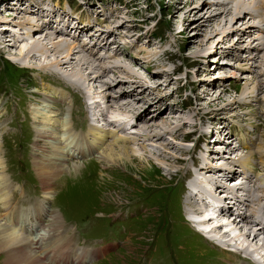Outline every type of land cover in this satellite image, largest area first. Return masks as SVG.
Masks as SVG:
<instances>
[{"label": "rangeland", "instance_id": "1", "mask_svg": "<svg viewBox=\"0 0 264 264\" xmlns=\"http://www.w3.org/2000/svg\"><path fill=\"white\" fill-rule=\"evenodd\" d=\"M33 1L39 2L0 0V195L6 193L7 199L8 195L11 198L7 207L0 205V208L7 211L12 205L17 210H27L30 205L35 206L39 202L43 209L48 210L49 216L53 212L58 214L68 233L84 240L88 246L101 248L114 245L102 258H95L87 264H228L230 259L231 264L237 263L234 255L209 244L184 221L189 197L185 177L190 178L193 163H199L200 147H208L205 150L215 153H208V156L218 168L220 166L216 162L233 161L229 153L238 154L242 148L239 155L244 159L249 157L247 150H250L253 156L246 168L251 172L250 180H247L250 189L246 191L248 201L244 198L243 202L248 206H252L253 202L259 206L250 207V213H264V0H254L256 3L253 0H238L246 7L238 11L235 9L236 0H225V4L219 0H41L45 19L54 21L52 31L68 34L56 36L59 38L47 36L53 39L52 42L50 38L44 39L48 26L42 31L33 28L36 33L28 36L25 35L26 29L13 30L19 29L26 18L33 23L44 18L38 16L37 10L27 15L28 3ZM231 9V15L207 22L213 14ZM245 11L248 12L244 14ZM75 23L81 25L80 28L71 29ZM40 25L37 23L35 26ZM250 27L256 28L252 36L248 30ZM217 29L218 34L215 33ZM243 34L245 41L238 43ZM17 35L24 40L14 37ZM226 35L229 36L226 38ZM2 37L8 41L4 42ZM114 37L121 38V44ZM83 38L87 45L83 44L86 53L82 54L76 51L79 49L74 43L80 45L79 40ZM61 39L66 42L65 46L63 43L58 52L52 50L54 43ZM219 39L223 41L219 42ZM39 40L51 50L42 54L36 52L35 57L31 55L30 58L19 56L22 46ZM13 41L15 45L11 44ZM110 44H113L114 50L110 49ZM257 46L262 48L256 50ZM74 48L73 65L79 59H85L88 64L80 61L85 65L74 70L66 66L64 69L50 66L56 60H62L60 56L65 55L67 49ZM102 50H105L104 54ZM257 54L255 62L252 57ZM103 61L108 73L97 83H85L84 80L87 81L90 76V68L87 67L98 68ZM117 64H125L126 70L130 69L126 79L129 75L133 77L131 71H134L142 76L145 83H149L142 84L146 89L142 91L144 93L133 88L131 82L124 88L126 94L135 96L131 98H134V103H130L139 107L137 110L148 104L138 125L140 128L136 123V132L151 127L152 122L161 126L166 120L173 124L169 128L172 133L165 126L153 127L149 134L152 138L156 134L160 139L148 142L143 138L138 140L135 147L144 156L142 162L134 159V163L127 166H110L105 161H98V154V159L66 162L68 166L80 163V167L73 170V165L66 166L68 173L53 181L55 192L47 199L36 161L45 155L53 156L55 148L46 147L48 154L36 151L38 131L50 127L41 121L42 117L35 119L37 113L50 110L49 113L58 121L63 120L70 128L73 126L72 131L82 136L87 127L85 90L94 87L92 91L96 89L99 95L101 89L106 91L110 87L107 91L113 96L110 104L116 100L124 86L122 83L116 85L121 75L111 72L112 66ZM54 70L73 79L84 78L80 81L82 86H73L75 80L67 77V82ZM255 78H258L259 88L252 95L250 92ZM150 79L154 80L150 82ZM48 84L52 85L53 92L47 89ZM62 93L66 95L64 98ZM153 98L163 101L156 105ZM165 105L169 107L166 111ZM123 110L127 112L129 109ZM116 112L122 114L120 110ZM156 113H160L159 117L152 121ZM230 129L240 142L254 143L251 146L254 151L248 144L238 146L239 141L232 144V138L227 136ZM221 130L226 139L224 141H219ZM204 137L208 142L204 143ZM160 143L175 145L170 152L177 156L176 161L171 153L166 154L167 151L156 147ZM141 145H146V148ZM219 145L223 148L227 145L230 150L216 148ZM232 156L234 159L237 155ZM243 161H239L240 165ZM188 205L192 206L190 200ZM2 211L0 219L6 214ZM233 215H221V220H231L237 225ZM65 228L56 227L55 232L62 239L66 238V233L63 234ZM240 233L236 232L235 236ZM246 243L252 249L258 248L251 238ZM64 247L70 248L71 244ZM44 251L42 247L40 253ZM5 255L0 253V264L5 263Z\"/></svg>", "mask_w": 264, "mask_h": 264}, {"label": "bare ground", "instance_id": "2", "mask_svg": "<svg viewBox=\"0 0 264 264\" xmlns=\"http://www.w3.org/2000/svg\"><path fill=\"white\" fill-rule=\"evenodd\" d=\"M19 1H21V0H19ZM37 1H39V2L36 3L33 1V3L31 2V4L28 3L29 8H27L28 9L27 15L30 14L29 12L34 13L37 10L38 11L37 14L39 17L44 16L45 11L42 10V8L40 7L41 0H37ZM219 1L222 4H225L224 3L225 0H219ZM235 2H237V5L235 6V9H237V11L246 9V7L243 6L244 2L242 3V1H238V0H236ZM252 2H255V1L253 0ZM26 7H27V4H26ZM231 12H232V9L229 11H219V13H215V15L213 14V17L208 18L207 22L214 20V19L218 20V18H220V16L226 17L228 15H231ZM247 12L245 11L244 14H246ZM40 15H42V16H40ZM42 19H44V20H42ZM236 19H238V18H235V20ZM39 20H40V18L33 23L29 18L28 19L26 18L23 21V23L19 26V29L13 28V30H20L21 31L22 29H26L27 32L25 35L28 36V35H34V32L36 33L37 30L42 31L46 26H48V27H46L47 28L46 29L47 34L45 35L46 37L45 38L43 37L45 40L50 38V37L47 38V36H51V37H52V35H54L55 37L58 35L62 36V33L64 36L68 35L67 33H64V32H59V31L53 32L52 29H53L54 21H52L51 19H45V16H44V18H41L40 22H37ZM235 20H233V22H235ZM51 22H52V25H51ZM37 23H40L41 27L35 26ZM80 26L81 25L75 23L74 27H72V28L70 26L69 27L71 29H75L77 27L80 28ZM33 28H36L37 30H35ZM250 28L248 30L252 36L253 31L256 30V28L255 27H252L251 29ZM215 31H216L215 33L218 34V29ZM229 35H226L225 37L227 38ZM14 37H17L18 40H20L22 38L24 40V37L21 38L18 35L14 36ZM29 37L31 38V36H29ZM2 38H3L2 40H4V42L8 41V39L6 40L4 37H2ZM56 38H59V37H56ZM114 38L116 39V41L120 42V44H121V41H119V40H121V38H116V37H114ZM244 38H245V36L243 34V36H241V38L239 40L237 39L238 43L240 41H245ZM79 39H81V37ZM50 40L52 42L53 39L50 38ZM104 40H105V38L103 39V41ZM220 41H223V39H219V42ZM4 42H2V43L5 46ZM42 42L43 41L40 42V40H39L38 42L37 41L33 42L31 45H28L26 43V45H24V46H22V48H20V55L19 56L24 58V56L26 55L28 58H30L31 55H33L35 57L36 52L45 53L46 50L48 52L51 49L56 50L58 52L59 50H57V49H59V47L62 46L63 43H64L63 46H65V44H66V42H63V39H61L59 42H57V44L54 43L55 45H53V47L51 49H48V48H46V46H44V44ZM79 42H80V45L74 43L75 46H78L79 50H76V48H74V49L68 51V49H67L65 51L66 52L65 55L60 56V57H62V60H60V59L56 60L50 66L51 67L56 66L58 68L60 67L61 69H64V66H66V67H71L72 70H74L78 66L81 67V66H84L85 64H88L85 59L84 60L79 59L78 62L75 63L76 65H73V62H74L73 59H75L73 55H74V53H76V51H80L82 54L86 53V47L83 44H85V45H87V44L84 42L83 39L81 41L79 40ZM110 43H114V41L110 42ZM11 44L15 45L14 41ZM112 45L113 44H110L111 47H112ZM34 47H35V49H33ZM257 47L258 48L256 50H259L260 48H262L261 46H260V48H259V46H257ZM250 48H252V47H250ZM32 49L35 51H33ZM110 51L112 52L113 50H110ZM110 51H108L107 53H111ZM249 51L250 50H247L246 52H249ZM255 52H257V51H255ZM257 57H258V54L255 55L254 57H252V60L253 61L255 60V62H256ZM101 59H99V60H101ZM76 60H77V57H76ZM80 61L85 62V64L83 62L81 63ZM137 62H139V61L137 60ZM115 63H117V62H115ZM50 66H48V68H50ZM91 67H87V68H90V73H89L90 76H88L87 81L84 80L85 83H87L88 81L97 83L109 71L108 68L106 67L104 61L99 64L98 68L97 67L91 68ZM126 69L127 68H126L125 64L124 65L123 64H119V65L117 64V66H112L111 72H114V75H115V73H118L119 75L122 76V77L118 76L116 85L119 83H122L124 85L123 89L120 88L121 89L119 92L120 94L116 97L117 98L116 100H112V103L110 104L109 100L113 98V96L111 94L107 93V91L111 89L110 87H109L110 89L108 88L106 91H102V89H101V91H100L101 93L99 92L100 93L99 94L100 99L104 100L105 103L107 104L106 108H110L112 110L111 118H113V119L117 118V119H119L118 121H121L122 119L125 120L122 123H119L118 126H115V124H112V123H106L105 126H101V127L92 125L91 128H89L87 130L88 133L81 136L80 134H73L72 131H70L71 129H73V126H71V128H70L63 120L58 121V119H56V117L52 113H49L50 110H48L46 113H42V112L37 113L35 119L39 120L40 117H42L43 119H41V121L49 124L50 127H48V129L44 128V129L38 131V140H37L38 144H37V150L36 151L39 153L44 152L46 154L47 153V150H45L46 147H48V148L54 147L55 148V154H54L55 157H53L54 155L53 156L52 155L51 156L45 155L41 159L36 158L37 159V161H36L37 168H38V170H40L39 175H40V177H42L41 181L44 184L43 188H44V190H46L45 194H47V197H46L47 199H50L51 198L50 195L51 194L53 195L55 192L53 185H52L53 181H56L57 179H59L66 172L68 173V171L66 170L67 169L66 166L71 167L73 165V168H74L73 170H77L80 167V165H79L80 163H73L72 165L68 166V164L70 163L69 162L70 160H73V162H81L82 159L83 160H85V159L89 160L93 154H94V156H97V154H98L99 158H100V159L97 158L98 161L99 160L105 161L110 166H116V167H120V166L122 167L125 165L127 166L128 164L134 163V161H133L134 159L142 162V160H144V156H142V154H140L141 151L140 150L138 151L135 147V145L138 144V140L143 138L145 142H148V141H152L153 139H160L159 136H156V134H155V137H153V138L151 137V134H149L152 131L153 127L154 128H161V127L165 126L166 130H167V128H168V130H170L169 128H171V126L173 125L172 122L164 120L163 125H161V126H158L155 124V122H152L153 125L151 127L143 128L142 130H144V132L148 131V132H146L147 134L142 132V130H140V129L136 134L135 133L137 130L136 124H135V126L132 127L133 132H130L129 126H128V124H126V122L129 123L128 120H132V119L134 120L135 119L136 123H137V127H139L141 120L144 118L145 110H146L145 108H146V106H148V104L146 105V103H145V107L137 110V108H139V107H135L136 105L134 106L133 104L130 103V102L134 103V101H135V100H133L134 98L132 100H131V98L135 97V96L125 93L126 91L124 88H126L127 85L130 84L129 82L133 83V85H132L133 88H138V92L141 91V93H144L146 89H145V87H142V84L145 83V81L142 80V76H140V74L135 73L134 71H131V72H133V77L129 75L127 77L128 79H126V77H125L126 73L128 72V70H130V69H128V70H126ZM131 69H133V68H131ZM50 70H53V69H50ZM54 71L57 72L58 75H60L59 77L61 79L68 81L67 77H69L70 75L62 73L60 71H56V70H54ZM70 78H72V77H69V79ZM83 79L84 78L73 79L75 81L74 82L72 81L73 82L72 85L75 87L76 86L77 87L82 86L80 81H82ZM131 79H134V80H131ZM153 80L150 79V82H152ZM253 83H254V87L252 88V91L250 92V93H253L252 95H254L255 90H258V88H259L258 78H255ZM145 84L148 85L149 83H145ZM153 84H156V83H153ZM48 85H50V84H48ZM72 85H70V86H72ZM160 86L161 85H159L157 87V89L160 88ZM50 87H52V85H50L47 89L51 90ZM153 88H155V87L153 86ZM142 91H144V92H142ZM96 93H97L96 89L93 90L92 94L94 95ZM61 96H62V98H64L66 95L64 93H62ZM150 97H151V95H150ZM91 98H97V97L95 95L94 97H91ZM138 99L139 98H137L136 100H138ZM51 100H52V97H51ZM122 100H124V102L120 103V102H122ZM152 101H153V104L156 103V105H160L159 102L163 101V99H160V98L154 99L153 98ZM130 104L133 106H131ZM97 107L100 108L101 111H103V108L101 107L100 104H97ZM123 108L129 109V110L127 112H124V110L122 111ZM164 108H165L164 111H166V110H168L169 107L167 105H165ZM116 110H118V111L120 110V112L122 111L121 112L122 114H118L116 112ZM38 111H40V110L38 109ZM42 111H44V109H42ZM105 114H107V110L105 111ZM159 114L156 113L152 117L151 120L152 121L157 120L156 118L159 117ZM102 116H104V113H102ZM137 119H138V122H137ZM142 124L144 125L145 123H142ZM174 129L175 128H173L172 130H174ZM170 132H171V130H170ZM133 135H135V137H131ZM173 135H175V134H173ZM218 135H219L218 136L219 141L226 140L223 137L222 130H221V133ZM227 136L232 138V144L235 141L240 142V139L235 137L231 133H227ZM36 138H37V136H36ZM36 138H35V141H36ZM175 139H177V138H175ZM54 140H55V142H54ZM35 141H34V144H35ZM42 141H44L43 144H42ZM244 144L250 145V148L253 150V148L251 146L254 145V143H250L249 141H245L244 143L240 142V145H238V146H241ZM150 145H152V144H150ZM158 146H159V149H161L162 151H167L166 154H168V153L170 154L172 152V151L170 152V150H173V147L175 145H173V144L172 145L171 144L165 145L164 143H160L159 145H156V147H158ZM179 146L180 145H178V147H177L178 150L181 149ZM141 147L144 149V148H146V145H141ZM219 147L223 148L222 145H219L216 148L219 149ZM235 147L237 149V145ZM205 149H208V147H206ZM205 149L202 147L199 149L198 157H200L201 159H200L199 163H196V164L194 163V166L197 167V171L203 175L202 178L201 179L194 178L193 171L190 170L189 172L191 175H189V173H188V175L190 178H192V180H190V181L186 180L185 181L186 193L189 195V197H187V202H186L187 209L184 210L186 213V217L184 218V221L186 220L185 222H187V224H189L192 227V229L195 228L196 226L201 227V228H209L210 227L209 226L210 225V218L207 219L206 221L201 219L202 218L201 214L203 211H202V207H201L202 204H201L200 200L204 197L205 198H211L212 200L217 199V196L220 198L223 195L224 189H227L228 191H230L231 190L230 189V183L231 184L235 183V184H233V186H235V185H237V186H235L232 189L231 194H233L235 191L240 192V194H236L235 198H234L236 205L238 207V218H237V219H239V220H237L238 224L236 225L235 224L236 222H234V223L230 222L231 220L229 222H226L227 220L223 221L219 217H217L215 222L218 225H220L221 227H225L226 230L230 231L234 235L235 240L241 241V243H240L241 245H246L248 247V249L253 250V252H255L258 255V257H260L259 260L263 261V259H264V224H262L261 222L257 223L254 221H250L249 219L252 217H255V216H261L264 218V213H260V212L259 213L251 212L250 213L249 208L254 207V206H258V205H256L253 202L252 206L251 205L248 206L246 202H243L244 198H245V201H248V198L246 199V191L248 189H250V188H248V186L250 184L248 183L247 180H250V177H251L250 173L251 172L246 168H248L247 165L249 164L250 159L253 156V152H250V150L243 148L244 150H247V152L249 154L248 158L245 157L246 158L245 161H243L245 158L243 159L242 155L241 154L239 155V152L243 151V150H241L242 148L239 149L240 151L238 152V154H236V152L235 153L234 152L229 153V155H230L229 157H231V159L233 161L228 160L229 161L228 163L225 162L226 160L216 162V164L217 165L219 164V166H220L218 168V166H215L214 164L211 163L210 156H208V153L210 155H215V153H211ZM223 149L225 151L230 150V148L227 147V145ZM257 149H256V153H257ZM232 155H237V156L233 159ZM51 157H53V159ZM171 157L176 161V158H177L176 155L171 153ZM43 158H45V159H43ZM235 160L238 162L236 163ZM239 161H241V162L243 161L242 165L244 166V168L242 165H240L241 163H239ZM66 162H68V164H66ZM161 163L164 164L165 161H162ZM174 164H178V163L175 162ZM1 165H2V162L0 161V166ZM213 168H216V170ZM218 169H220L219 170L220 172L217 171ZM252 169L255 172L254 167ZM244 170H245V172H244ZM242 177H243V181L245 180L246 182H243V181L237 182V180L241 179ZM233 178H236L235 181L229 182V180L233 179ZM3 179H4V177L1 178V180H3ZM4 183H5V181H4ZM239 187H240V190H237ZM2 189L5 190V188H2ZM5 195H6V193H3L2 195H0V205L3 207H7L9 205L8 199H11L9 197L8 193H7L8 199ZM16 195L17 194H15V197H16ZM224 196H227V195L224 194ZM15 199H17V198H15ZM189 200H190V202H192V206L188 205ZM220 200L227 202L228 199H221L220 198ZM228 206H230V205H228ZM228 206L225 205L223 208H221V215L230 213V208ZM0 210H3L2 212H4V211H6V208L5 209L0 208ZM47 213H48V210H45L42 208H37L36 206L34 208V211H30L29 213L22 212L20 209L17 210L12 205L9 206V208L6 211L5 217L3 219H0V253L6 254L5 255L6 257L3 259L5 261V263H3V264H52L53 259L56 257V255H54V253L56 251H60L59 253H61V256H62V258L60 260H58V264H80L82 261H86V262L90 261L95 255L100 254V252H101L100 250H88L87 248H85L83 246H79V247L74 248V244H73L74 238L72 237V235L70 233H68L69 230L67 231V228H65L66 226H65V224L62 223L59 215L53 212L52 213L53 216L51 215L50 218L47 220V218H48ZM1 217H3L2 214H1L0 218ZM199 219H201L200 224H198V222H197ZM218 219H220V221ZM202 221H204V222H202ZM234 221H236V220H234ZM2 223H4V224H2ZM59 225L62 228H65V231H63V234L66 233L65 239L60 238L59 235L55 232L56 227ZM256 228H258V229H256ZM243 231H245V233ZM236 232L237 233L241 232V233L239 235L235 236ZM242 233H244V234H242ZM221 234L222 233H220V230L216 229V230H213L210 234H207V236L210 238H213V236H215V235L220 236ZM225 236H227V235H225ZM248 238H251L252 241H255V245H258V248L256 250H255V248L252 249L253 247H250V245L248 243H246ZM69 243L71 244L70 248L64 247L65 244L67 245ZM117 246H120V245L117 244ZM42 247H43V250L45 249V251L43 253H40ZM71 249H74V251H70ZM237 257H238V259H241V256H238V254H237ZM62 260L64 261V263H61ZM243 264H251V263L248 262V260H245V262Z\"/></svg>", "mask_w": 264, "mask_h": 264}]
</instances>
